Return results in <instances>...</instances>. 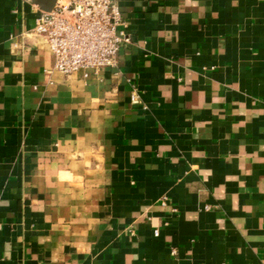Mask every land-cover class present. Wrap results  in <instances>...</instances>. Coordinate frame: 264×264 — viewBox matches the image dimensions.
<instances>
[{
    "label": "crops",
    "instance_id": "1",
    "mask_svg": "<svg viewBox=\"0 0 264 264\" xmlns=\"http://www.w3.org/2000/svg\"><path fill=\"white\" fill-rule=\"evenodd\" d=\"M118 7V65L64 77L0 0V264H264V0Z\"/></svg>",
    "mask_w": 264,
    "mask_h": 264
},
{
    "label": "built area",
    "instance_id": "2",
    "mask_svg": "<svg viewBox=\"0 0 264 264\" xmlns=\"http://www.w3.org/2000/svg\"><path fill=\"white\" fill-rule=\"evenodd\" d=\"M120 0H56L50 12H41L34 32L52 58L47 74L86 78L118 65L120 48L128 41L118 7ZM137 96L131 95L135 103ZM158 232H154L157 236Z\"/></svg>",
    "mask_w": 264,
    "mask_h": 264
},
{
    "label": "water",
    "instance_id": "3",
    "mask_svg": "<svg viewBox=\"0 0 264 264\" xmlns=\"http://www.w3.org/2000/svg\"><path fill=\"white\" fill-rule=\"evenodd\" d=\"M32 2L38 4L43 11L50 12L53 9L56 0H32Z\"/></svg>",
    "mask_w": 264,
    "mask_h": 264
}]
</instances>
